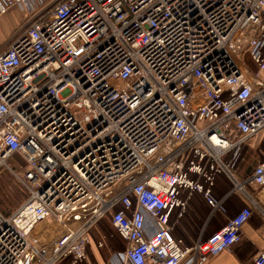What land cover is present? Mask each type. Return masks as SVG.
<instances>
[{"label":"built area","instance_id":"obj_1","mask_svg":"<svg viewBox=\"0 0 264 264\" xmlns=\"http://www.w3.org/2000/svg\"><path fill=\"white\" fill-rule=\"evenodd\" d=\"M15 8L27 17L0 52V167L21 156L28 195L0 210V264H79L105 219L124 249L103 264H205L264 216L246 190L264 193V159L237 177L264 133V0H0ZM220 174L245 205L186 245L171 218L194 194L225 212Z\"/></svg>","mask_w":264,"mask_h":264},{"label":"crops","instance_id":"obj_2","mask_svg":"<svg viewBox=\"0 0 264 264\" xmlns=\"http://www.w3.org/2000/svg\"><path fill=\"white\" fill-rule=\"evenodd\" d=\"M26 17L27 13L19 8H15L13 10L0 14V52L7 46L13 33L19 27L23 26ZM252 140L248 143L250 144ZM17 156L21 158L22 162H24L21 156ZM21 160H18V162H20ZM240 165L241 164H238L237 166V175L242 176V178L245 179L250 176L253 171V167L250 170H247L243 175ZM222 186L223 185L221 184V180H218L217 178L214 190L216 192V189H222L220 195H217V198H223L227 196L225 202L226 211L222 213H220L221 211H218L220 214H223V216H226V220L224 222L226 223V221L230 217H232L245 205V201L240 196H237V194H235L234 192L232 193V189L230 188L226 189V187L224 191V186ZM249 187L250 189L248 191L251 192L255 200L260 203L262 207H264V193L260 191L257 186L249 185ZM217 191L220 192L219 190ZM233 199L238 200V205L237 208L232 211V213L230 212V215H228L229 204ZM207 205L208 204L200 194H194V196L189 201L185 216L179 219L174 214L171 218V222L173 225V233L175 237L182 239V241L186 245L193 244L200 238L204 239L205 237H207V235L212 232H208L210 227L206 226L207 221L204 209ZM17 207H15L14 210ZM12 211H4V213L10 214ZM223 225L220 224L217 227L220 228ZM214 231L215 230H213V232ZM262 249H264V216L259 211L254 209L251 217L243 226L241 240L234 244L229 250H225L220 252L219 254L211 256L205 264H254L255 255ZM100 262L101 261L98 260L95 261V263L97 264H100ZM79 264H91V262L86 259L83 262H80Z\"/></svg>","mask_w":264,"mask_h":264},{"label":"rangeland","instance_id":"obj_3","mask_svg":"<svg viewBox=\"0 0 264 264\" xmlns=\"http://www.w3.org/2000/svg\"><path fill=\"white\" fill-rule=\"evenodd\" d=\"M248 64L252 70H255V67L253 66L252 62L248 60ZM264 134V133H263ZM16 159V160H15ZM264 159V135H258L255 137L252 142L243 148L242 155H241V161H239V164L242 169V174L247 170H250L252 167L255 166V164L261 160ZM18 160H21L20 157H15L14 159H10L8 161V165L14 167L16 172H12L10 169H8L6 166L0 167V210L2 212H8L14 210L15 207H17L22 201H24L28 195L27 189L22 185V182L18 180L17 173H21L23 170L18 167ZM22 161V160H21ZM238 179L243 180L242 176H237ZM221 179H224L227 183L230 189H233L234 184L233 182L226 176L223 175ZM246 190H249L250 187L247 186ZM219 190L220 192H218ZM222 189H216V192L214 191V194L217 196L220 195ZM237 196L242 197L243 195L237 191ZM238 200L233 199L229 204V210L228 215H230V212L234 211L237 208ZM211 211V208L207 205L206 211ZM208 211V212H209ZM218 214V213H217ZM187 216V215H186ZM218 219V223L212 224L214 226H211L209 231L215 230V226L217 225H223V223L226 220V216H223L222 214L215 216ZM207 221V220H206ZM53 220L50 222V225L52 224ZM207 224V222H206ZM225 224V223H224ZM45 225H48L44 223L43 225L39 226L35 231L34 234L36 237L39 234L41 230L44 229ZM207 232V233H208ZM93 241H92V248L90 247L87 251V260L91 262V264H97L95 261H101L100 264H103V261H109L111 254L124 249V243L118 236L117 232L113 228V226L110 223V220L105 219L100 224L97 225L93 229ZM51 239V236H46L45 240L42 241V239H39L41 242H38L40 245L46 246L49 244V241ZM100 240H103L104 245L102 248H99L98 250L95 249L94 243H98ZM97 257V258H96ZM95 260V261H94Z\"/></svg>","mask_w":264,"mask_h":264},{"label":"trees","instance_id":"obj_4","mask_svg":"<svg viewBox=\"0 0 264 264\" xmlns=\"http://www.w3.org/2000/svg\"><path fill=\"white\" fill-rule=\"evenodd\" d=\"M223 176V174H220L219 176H218V180H221V184L224 186H222L223 187V190L226 188V189H228L229 188V186H228V183L224 180V179H221V177ZM225 191V190H224ZM223 191V192H224ZM205 210V216H206V220H207V224H206V226L208 227H211V226H214V225H212V224H215V223H218V219L215 217L216 215H219L220 213H222V212H218V214L217 213H212L211 211H206V208L204 209ZM223 215V214H222ZM217 226H219V225H217ZM217 226H215V228L217 229L218 227ZM215 229V230H216ZM219 229V228H218ZM213 232V231H212ZM211 232V233H212ZM209 235V234H208ZM207 235V236H208ZM206 238V237H205Z\"/></svg>","mask_w":264,"mask_h":264}]
</instances>
